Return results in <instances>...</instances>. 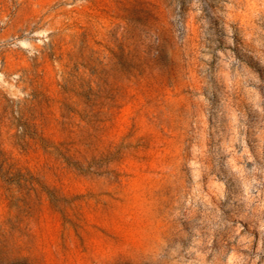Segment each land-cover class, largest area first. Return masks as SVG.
<instances>
[{"label":"rangeland","instance_id":"1","mask_svg":"<svg viewBox=\"0 0 264 264\" xmlns=\"http://www.w3.org/2000/svg\"><path fill=\"white\" fill-rule=\"evenodd\" d=\"M0 264H264V0H0Z\"/></svg>","mask_w":264,"mask_h":264}]
</instances>
